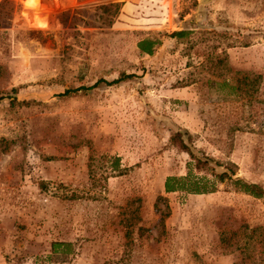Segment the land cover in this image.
<instances>
[{"label": "rangeland", "instance_id": "1", "mask_svg": "<svg viewBox=\"0 0 264 264\" xmlns=\"http://www.w3.org/2000/svg\"><path fill=\"white\" fill-rule=\"evenodd\" d=\"M2 3L0 264H264V197L234 183L264 189V0H161L144 20L125 0ZM181 141L230 178L165 192L193 163Z\"/></svg>", "mask_w": 264, "mask_h": 264}, {"label": "trees", "instance_id": "2", "mask_svg": "<svg viewBox=\"0 0 264 264\" xmlns=\"http://www.w3.org/2000/svg\"><path fill=\"white\" fill-rule=\"evenodd\" d=\"M5 0H2L4 2ZM161 0H125V4L122 8L123 12H131L134 7H140V13L142 14V20L145 19L147 16H158L160 11L157 9V4H160ZM0 2V14L2 13V9L4 4ZM122 2L118 1H111L106 4H100L98 7L104 10L105 12H110L111 16H115L120 9V4ZM141 3V5H139ZM164 21V20H162ZM190 30H174L168 34L170 37H174L177 39L183 38L185 35L189 34ZM159 34V32L157 33ZM160 45V38L156 35L146 36L140 39L137 43L138 48L144 54L151 55L153 54L155 48ZM121 78H117L114 81L117 82ZM261 79L260 74H254L253 76L249 75H241L237 81L242 84L238 86V89L245 90L247 93L249 91L250 95H253L255 91H257V84H259ZM102 81V80H100ZM99 80L96 82L98 83ZM79 89H86V87H81ZM75 90H65L62 93H59L60 96H65L70 94ZM179 135V134H178ZM174 137V136H173ZM181 147L187 148L184 145V142L181 141ZM188 154L190 155L193 163L188 162V172L184 176H167L164 182V190L165 192H175V191H182L186 193H193V194H204V193H211L217 190V182H223L226 178H230L228 172H216L215 169L210 166L208 160H203L196 155L193 154L191 150L188 149ZM191 166L195 167L199 170H208L209 173L213 176L211 179L207 175H196L192 172ZM235 184L239 185V190L243 191L246 194L252 195L256 198L264 197V189L258 185L257 183H249L243 180L237 179L234 180ZM163 201L165 204L164 210H161L159 207V203ZM154 209L159 212L160 214V222H163L164 219L169 216L170 214V206L168 204L167 197L158 195L155 202H154ZM143 229V228H140ZM259 229V227L252 228L246 235H251L255 232V230ZM232 235H238L236 231L230 232H222L220 236V240L222 244L226 243ZM126 237L128 238V242L130 241L131 237V229L127 228L126 230ZM64 247L65 250H69L72 246L70 242H54L52 244L53 250H56L58 247Z\"/></svg>", "mask_w": 264, "mask_h": 264}]
</instances>
